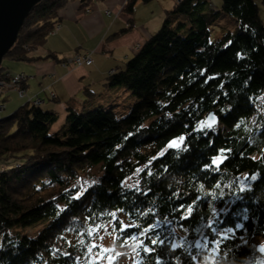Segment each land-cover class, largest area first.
Returning <instances> with one entry per match:
<instances>
[{"label": "trees", "instance_id": "trees-1", "mask_svg": "<svg viewBox=\"0 0 264 264\" xmlns=\"http://www.w3.org/2000/svg\"><path fill=\"white\" fill-rule=\"evenodd\" d=\"M72 1L85 8L104 0L41 1L4 60H36ZM152 1L126 0L124 12L132 16L138 3ZM222 14L239 31L211 39ZM4 70L0 79L9 77ZM114 91L110 100L105 94ZM121 91L136 99L126 115L115 110ZM100 96L103 104L68 107L57 131L58 115L30 102L0 119V264H101L90 259V232L106 223L117 246L140 236L156 249L142 247L137 264H157L158 255L159 264H264V0H222L220 10L209 0H180L124 68L110 73ZM210 114L214 127L206 124ZM181 136L180 147H169ZM213 157L223 160L215 165ZM98 167L101 175L92 176ZM179 204L185 207L173 212ZM120 214L133 225L122 228ZM40 222L46 226L35 238L9 234ZM148 223L159 227L141 235ZM212 228L233 232L210 260L196 243L218 239ZM153 232L163 245L150 244Z\"/></svg>", "mask_w": 264, "mask_h": 264}, {"label": "crops", "instance_id": "crops-1", "mask_svg": "<svg viewBox=\"0 0 264 264\" xmlns=\"http://www.w3.org/2000/svg\"><path fill=\"white\" fill-rule=\"evenodd\" d=\"M158 2L161 7L153 10L152 2L138 3L132 16L124 12L126 0L92 2L88 13L79 1L68 3L59 12L60 21L56 24L59 27L50 33L46 44L34 52L38 58L17 64L14 71H3L9 76L19 73L27 77L23 84L27 98L7 92L5 111L7 105L10 112H14L29 99H39L43 109L58 117L63 114L62 126L68 107L80 111L88 102L103 104L100 95L110 73L134 55L136 46L159 30L166 14L177 5L174 0ZM126 28L130 30L114 36ZM50 54L56 58L49 57ZM87 54L91 55L90 65L73 64L77 56ZM10 99H13L12 106L8 104Z\"/></svg>", "mask_w": 264, "mask_h": 264}, {"label": "rangeland", "instance_id": "rangeland-1", "mask_svg": "<svg viewBox=\"0 0 264 264\" xmlns=\"http://www.w3.org/2000/svg\"><path fill=\"white\" fill-rule=\"evenodd\" d=\"M176 4H179V0H174ZM214 8L217 10L221 9L222 6V0H209ZM164 3V0H163ZM145 6V5H144ZM151 9L153 10L154 8H160L161 3L158 2V0H153L151 3ZM172 10V9H171ZM170 10V11H171ZM232 32L236 33L239 31V25L235 21V19L229 15L222 14L217 21V25L212 27V30L210 32V38L211 39H216L220 37L224 32ZM141 45H138L135 47V51L139 49ZM124 61L121 64V69L124 68L125 66ZM17 64H22L21 62H16L12 61L9 59L3 60L1 67L4 70V72L9 71H14L16 68ZM87 65V64H86ZM3 72V73H4ZM15 73V72H12ZM17 75H20L19 73ZM14 76V75H13ZM14 92V91H12ZM14 94V93H10ZM109 94V95H108ZM108 94H105L110 100L112 98H115V96L118 94L117 91L114 92H109ZM5 95H0V102L5 104ZM18 96V95H15ZM120 98L118 101H116L114 104H119L115 110H118L119 112H125V115L129 111V107L135 102V97L131 96L129 92H123L121 91V94L119 95ZM18 98V97H17ZM13 99H10L8 101V104L11 106L13 105L12 102ZM110 100H107L106 103H110ZM6 108V107H5ZM10 107L7 105V110L0 112V119L12 114L10 112ZM61 117H63V114L58 117V120L56 124L53 126L54 128H60L61 127ZM55 130V129H54ZM176 144L172 145L170 144L169 147L173 148H178L180 147L182 141L181 140H176ZM223 160V157H219L216 162L214 163L215 165H218L221 161ZM143 168L139 169L137 173L129 178L126 182L125 185H133L135 186L138 181H139V175L140 172L142 171ZM92 176H100L101 171L98 168H95L92 171ZM115 217H118L121 219L122 222V228L130 227L133 224L129 222L126 218L125 215H116ZM46 226L45 222H40L38 224H35L33 226H28V227H15L10 230L9 234H17L18 236H29L32 238L37 237L38 233ZM226 230H219L218 231V239L215 240L214 243L210 242V240H206L205 237H201L199 241V248L209 252L210 254V260L214 259V256L217 254V249L220 243V240L227 237L230 233H228L226 236L223 234ZM169 233H173L174 235L177 233L176 229L174 227H170L168 229ZM5 233H0V241L4 237ZM91 235V242H90V248L88 249L90 259L92 261H97L100 262L101 264H137L140 261V253L142 249V244H143V239L140 236H134L132 240L127 243L126 245L122 246H117L116 245V240H117V235L118 233L114 230V225L112 223H106L103 226L97 227L90 232ZM182 238L179 240H175L174 244L176 246L181 245L182 243ZM197 244V243H196Z\"/></svg>", "mask_w": 264, "mask_h": 264}, {"label": "water", "instance_id": "water-1", "mask_svg": "<svg viewBox=\"0 0 264 264\" xmlns=\"http://www.w3.org/2000/svg\"><path fill=\"white\" fill-rule=\"evenodd\" d=\"M41 1L43 0H0V66L15 45L26 18ZM209 116L206 124L214 127L218 119L214 115V120L209 119Z\"/></svg>", "mask_w": 264, "mask_h": 264}, {"label": "snow or ice", "instance_id": "snow-or-ice-1", "mask_svg": "<svg viewBox=\"0 0 264 264\" xmlns=\"http://www.w3.org/2000/svg\"><path fill=\"white\" fill-rule=\"evenodd\" d=\"M237 56H238V58H239L240 53H237ZM202 71H205V70H202ZM221 111H224V110L221 109ZM209 119H213V120H214V116L210 114ZM209 127H211V125H209ZM179 139L182 141V140L184 139V137L181 136V137H179ZM176 142H177V141H176V139L174 138V139H173L172 141H170L169 143L172 144V145H175ZM217 159H218V157H213V158H212V163H215ZM209 167H210L209 164H204V165H203V168H204V169H208ZM94 183H96V182H94ZM126 187H127L128 189H133L134 186L131 185V184H129V185H126ZM134 190H135V192H138V193H141V192H142L141 188H139V187H136ZM243 190H244V189L241 188V191H243ZM147 191H148V190H144L142 194H146ZM81 195H82L81 193H77L76 196H75V198H76V199H79ZM220 195H222V193H221ZM199 199H201V197H197V200H196V201H193L192 204L188 205V212H189V214L192 213V211L194 210L193 205H194L196 202H198ZM213 199H215V197H213ZM210 206H211V205H210ZM184 207H185L184 204H179L177 207L173 208L172 211H173V212H176V211H178V209H183ZM213 211H216V209L213 208ZM219 211H221V212H227L228 209H227V208H221V209H219ZM245 211H246V210H245ZM179 218H180V219H183V220H187L189 217H188V216H184V215L181 213V215L179 216ZM212 223H213V222H212L211 220H209V224L211 225ZM158 227H159V224H157V223H148V224L146 225V227L143 229V231L140 232V234H141V235H145L148 231H150V230H154V229H156V228H158ZM235 228H236V229H241V228H243V225L240 224V223H237V224H235ZM211 230L214 232V234H218V231H219V230H216L215 228H212ZM138 231H139V229H138ZM188 231H189V229L186 228V229H185V232H188ZM231 232H233V229H232V228H228L223 234L226 236L228 233H231ZM153 234L156 235L157 238H156V239H151V238H149V239H150V244H151V245H156V244H158V243L161 244V245H163V244L165 243L164 240H163L162 238L159 237V234H158V233L153 232ZM205 239L207 240L208 237H205ZM210 242L214 243L215 240L213 239V240H211ZM197 246H199V241H197ZM142 247H144V250H145L146 252H155V251H156V249H155L154 247H149L148 244H142ZM171 247H172V250L175 251L177 246H176L175 244H173ZM66 255H67V253H66ZM192 259L195 260V259H197V257L193 256ZM159 260H160V256L158 255V256H157V264H159ZM177 260H178V262H179V258H178V257H177Z\"/></svg>", "mask_w": 264, "mask_h": 264}, {"label": "built area", "instance_id": "built-area-1", "mask_svg": "<svg viewBox=\"0 0 264 264\" xmlns=\"http://www.w3.org/2000/svg\"><path fill=\"white\" fill-rule=\"evenodd\" d=\"M90 11V7L85 8V12L88 13ZM58 27L59 25H56L55 29ZM91 63L92 59L90 54L77 56L73 62V64L76 66H82L85 64L90 65ZM26 79L27 77L24 74L9 76L7 79H0V95H4L7 92L14 91L19 98H27V94L25 92V89L23 88V84ZM28 102L37 106L42 105V101L39 99H29ZM5 107V104L0 102V112L4 111Z\"/></svg>", "mask_w": 264, "mask_h": 264}]
</instances>
